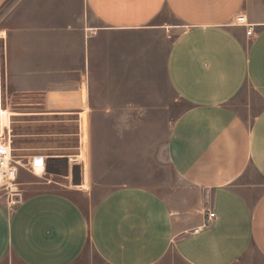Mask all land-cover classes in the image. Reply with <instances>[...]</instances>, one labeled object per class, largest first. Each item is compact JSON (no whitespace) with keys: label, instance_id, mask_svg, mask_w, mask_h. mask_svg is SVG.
<instances>
[{"label":"crops","instance_id":"crops-1","mask_svg":"<svg viewBox=\"0 0 264 264\" xmlns=\"http://www.w3.org/2000/svg\"><path fill=\"white\" fill-rule=\"evenodd\" d=\"M0 37L10 121L79 127L75 153L19 158L33 191L0 196V264H264V0H14ZM160 61L186 107L153 151L126 134L136 120L105 115L152 100L118 85ZM105 168L155 181L88 186ZM47 175L76 176L81 194L34 190L68 187Z\"/></svg>","mask_w":264,"mask_h":264},{"label":"rangeland","instance_id":"rangeland-1","mask_svg":"<svg viewBox=\"0 0 264 264\" xmlns=\"http://www.w3.org/2000/svg\"><path fill=\"white\" fill-rule=\"evenodd\" d=\"M13 2L14 0H9L8 2H6L3 8H0V20L2 18V15L6 12L8 7L12 5ZM160 58H162L161 55ZM3 71V44L0 37V121L2 119V104L5 106V104L8 103V99L6 97V94L4 93ZM123 81L124 82L121 84V86L118 85V87H130L131 89L134 87V89H136L139 94L140 91L143 92L145 88H147V90L150 88L152 91V100H150V96H148V102H145L146 104H144V101L142 102L144 104L143 108H141V106L138 104V108L136 109L133 108L132 110L121 113L112 111L111 113L106 114L105 117H125L136 120L137 124H140V126H137L135 128H126V134H129L130 138H135L143 142H145L146 140H151L154 149L153 151H155L160 141H162L167 135L170 123L181 111L184 110L186 104L180 100H176V96L172 92L166 80L163 71V63L161 61L159 62V64L154 65L153 78L151 80L126 79ZM120 89L123 90V88ZM140 97L143 99L144 95L141 96L140 94ZM11 119L12 120L10 122L9 129L5 130L2 136H4L5 140L11 141L14 154L18 156L17 158L25 159L27 156L33 155L38 158L44 159L41 154H54L57 152L75 153L77 151L78 136L76 134L78 133L79 127L78 125L76 126L74 122L65 126V124L62 122L38 120L36 118L34 119L13 116ZM129 130H131L133 134L130 135ZM66 132H69L72 135L70 137L63 135V133ZM107 151L109 156H111L113 152L112 147L110 146ZM81 160H85V162L88 164L86 154L82 157ZM110 162H112V160H110ZM78 165H80L81 176L82 165L81 163H79ZM104 170L107 169H101L100 171ZM94 171H96L94 174H89L88 172L87 174H85L87 182L89 180V184L87 185L90 186V184L92 183L93 186L102 189L114 188L123 184H145L155 181L154 175H146L144 173H113L116 170L114 171L111 168H108L107 170L110 172L113 171L111 173H98V169H94ZM45 177L55 179L62 185L68 187L61 186L60 184L57 185L55 183H51L50 185H48V180L40 177V180L34 183V190L59 187L70 192H77L78 194H81V192L77 190L83 188L81 187L82 183L74 184V181L71 177H69V179L65 178L64 176L47 175ZM24 180V176L20 174L19 177H17V179L13 182V187H8L7 184H5L7 183V181L1 179L0 196L8 197L10 196V193H31L33 190H26L24 189L25 186L18 184L19 182H22ZM92 258H95L96 261H98L97 256L94 255ZM76 264H91V260L87 257H82V259H80Z\"/></svg>","mask_w":264,"mask_h":264},{"label":"built area","instance_id":"built-area-1","mask_svg":"<svg viewBox=\"0 0 264 264\" xmlns=\"http://www.w3.org/2000/svg\"><path fill=\"white\" fill-rule=\"evenodd\" d=\"M235 24L243 25L248 27V34L251 35L253 32V26L248 22L247 18L243 14L236 16L234 20ZM1 133V131H0ZM13 148L10 140H5L4 136H0V178L7 181L8 187H13V182L17 178V166L21 165V160L13 153ZM36 160L38 158L36 157ZM38 165H42L38 163ZM215 217L214 212H209L204 226H207L212 218ZM197 227L193 230V233H199L202 227Z\"/></svg>","mask_w":264,"mask_h":264},{"label":"bare ground","instance_id":"bare-ground-1","mask_svg":"<svg viewBox=\"0 0 264 264\" xmlns=\"http://www.w3.org/2000/svg\"><path fill=\"white\" fill-rule=\"evenodd\" d=\"M11 113L9 111H7L6 109L2 110V128H3V130H1L2 132H1L0 136H2L4 134V131L6 130V127L10 125V122H11L10 121V115H11ZM43 170H44V166H42V165H38L37 168H36L37 174H39ZM0 182H1V178H0Z\"/></svg>","mask_w":264,"mask_h":264},{"label":"water","instance_id":"water-1","mask_svg":"<svg viewBox=\"0 0 264 264\" xmlns=\"http://www.w3.org/2000/svg\"><path fill=\"white\" fill-rule=\"evenodd\" d=\"M74 184H81V180H76V176L73 175Z\"/></svg>","mask_w":264,"mask_h":264}]
</instances>
